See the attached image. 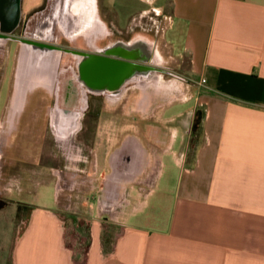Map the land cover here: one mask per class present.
I'll return each instance as SVG.
<instances>
[{"label": "crops", "instance_id": "0c3cea01", "mask_svg": "<svg viewBox=\"0 0 264 264\" xmlns=\"http://www.w3.org/2000/svg\"><path fill=\"white\" fill-rule=\"evenodd\" d=\"M137 1L141 8L126 13L153 20V31L138 23L151 54L164 67V44L171 59L187 60L192 81H176V91L143 120L156 110L163 114L179 92L181 101H193L194 89L196 100L172 119L179 125L170 126L173 132L147 134L158 152L146 151L139 137H126L134 142L132 156L143 151L140 168L130 175L115 171L122 181L111 179L104 200L92 205L96 215L98 209L108 216L121 210V233L110 248L92 217L84 259L77 260L65 244L61 212L67 208L55 199L47 208L26 207L25 217L19 207L7 264H264V0ZM24 2L28 9L38 0ZM196 112L190 145L193 136L184 129ZM9 189L0 188V211L8 206L2 194Z\"/></svg>", "mask_w": 264, "mask_h": 264}, {"label": "flooded vegetation", "instance_id": "af4514ba", "mask_svg": "<svg viewBox=\"0 0 264 264\" xmlns=\"http://www.w3.org/2000/svg\"><path fill=\"white\" fill-rule=\"evenodd\" d=\"M109 1L107 10L102 0H38L23 16L24 0H0V81L7 73L10 79L0 118L1 160L13 163L10 156L22 122L35 113L33 120L43 140L51 143L60 172L73 178L89 169L97 174L98 165L79 139L83 126L100 124L104 106L122 113L125 104L123 112L131 107L142 118L156 102H165L176 91L175 83L181 79L169 74L151 54L144 28L130 21L126 6ZM36 48L61 55L33 54ZM7 51L12 53L8 59ZM93 102L101 106L95 108ZM65 129L70 133L65 140L75 143L78 153L60 145ZM157 134V130L151 133ZM132 144L126 138L110 151L107 174L95 179L101 192L111 179L122 181L115 171L130 175L139 170L143 151L137 149L138 156H132ZM58 146L68 149V154Z\"/></svg>", "mask_w": 264, "mask_h": 264}, {"label": "rangeland", "instance_id": "374dc122", "mask_svg": "<svg viewBox=\"0 0 264 264\" xmlns=\"http://www.w3.org/2000/svg\"><path fill=\"white\" fill-rule=\"evenodd\" d=\"M115 2L117 5L126 6L127 10L133 13L142 6L137 0H115ZM102 3L108 10L110 1L102 0ZM26 12L27 9L24 8L23 16ZM133 18L136 19L133 22L139 23L141 21V24H145L152 31L154 30V28H152L154 27L153 20H140L141 18L138 17V14H134ZM132 19L130 21H132ZM155 41L161 44L162 39L158 35L155 36ZM159 49L166 58L164 69H166L169 74L181 79L178 81L183 82L182 84H192L191 78L187 76V60L179 56H175V59H171L168 56L171 52L166 49L164 44L162 46L160 45ZM45 53L51 54L53 57L61 55L59 51L54 50L49 51L40 48L33 50V54ZM11 56V51H7V59ZM35 64L34 62V65ZM4 77L5 78H2L0 81V118L5 102L7 101L8 89L10 86L8 73L4 75ZM165 80L169 81L171 79L165 77ZM192 91L193 101H181L184 99L185 95L179 92L174 103L164 109L163 114L162 111L156 110V116L149 120H143V117H138L136 113L132 112L131 107L128 111L125 110V112H123L125 104L122 106V113L121 110H108L104 106L101 110V123L98 125L83 126L79 136L93 164L98 165L97 174L95 170L91 172L89 169L80 175L75 174L74 178L71 177V173H62L59 171L60 167L58 166L60 165L52 153L50 148L51 143L43 140L42 132L35 124V119L33 120V117L36 118V114L34 113L33 115L32 113L25 118L17 137L16 146L12 150L10 156L13 163L9 164L6 160L0 159V166L2 165V167H0V173H3L2 177L0 176V182H4L0 188H10L7 191L5 190L6 192L4 191L2 194V199L7 202L8 206L0 211V264H7L10 259V254L17 237V229H13L11 220L19 207L20 215L25 217L27 214L26 207L32 208L34 206H40L47 208L48 205H52L55 202V199L61 209L67 208L66 211L61 212L66 226L65 244L74 251L77 260L83 261L84 259V254L89 242V219H92V217H97L100 221L103 244L106 248H110L115 238L121 233L122 214L120 212L121 210H117L113 216H108V213L105 211L102 212L100 209H98L97 215L95 214V208L92 205L98 200H104V186L101 192V184L98 180L95 181V179L103 176V173L108 170L107 157L110 151L126 137H139L144 141L146 151L149 153L158 152V147L150 141L147 134L151 135L154 130H158V133L161 135H167L169 132H173L174 130H171L170 126L179 125L178 121L172 119H176L181 115L183 116L186 111H189L188 109L192 108L196 100V91L194 89H192ZM187 96L189 97V95ZM92 104L95 108L101 106L99 103L93 102ZM158 105L159 102H156L151 107L150 113H152ZM125 113L129 114V116L124 115ZM200 114V112H196L192 125L184 129L188 133L190 139H192L191 137L193 136V140H190V145H193V141L196 137L194 127L195 123H197L200 118ZM157 125L165 127L164 130L162 128L158 129ZM177 128L178 134L181 135L179 127ZM66 130L67 129L60 133L62 136V144H59L68 147V149L71 148V150L76 151L75 153H78L79 147L69 139L65 140V138H69L68 136L70 134ZM177 143H179V139ZM58 147L60 150L62 149L61 151L65 155L68 154V149L60 146ZM96 162L98 164H96ZM170 182L172 184L174 178H171ZM122 192V196L124 197L126 192H124V190ZM119 199H121V197ZM98 215L100 216L99 218Z\"/></svg>", "mask_w": 264, "mask_h": 264}, {"label": "water", "instance_id": "95a60500", "mask_svg": "<svg viewBox=\"0 0 264 264\" xmlns=\"http://www.w3.org/2000/svg\"><path fill=\"white\" fill-rule=\"evenodd\" d=\"M107 197H108V193L105 192V198H107ZM113 199H114V198H113ZM106 201L109 202L108 199H105V202H106ZM107 202H106V203H107ZM105 205H107V204H105Z\"/></svg>", "mask_w": 264, "mask_h": 264}, {"label": "trees", "instance_id": "16d2710c", "mask_svg": "<svg viewBox=\"0 0 264 264\" xmlns=\"http://www.w3.org/2000/svg\"><path fill=\"white\" fill-rule=\"evenodd\" d=\"M200 120V119H199ZM198 124H199V121H198ZM2 206V204H0V207Z\"/></svg>", "mask_w": 264, "mask_h": 264}]
</instances>
